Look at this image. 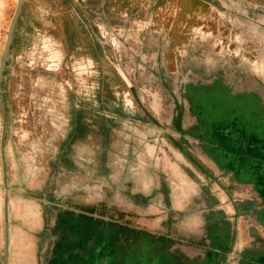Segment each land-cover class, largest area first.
I'll return each mask as SVG.
<instances>
[{
	"label": "rangeland",
	"instance_id": "1",
	"mask_svg": "<svg viewBox=\"0 0 264 264\" xmlns=\"http://www.w3.org/2000/svg\"><path fill=\"white\" fill-rule=\"evenodd\" d=\"M90 1L109 10L129 8L138 13L140 43L132 41L128 47L140 57L124 60L135 73L128 76L129 85L116 73L120 55L133 53L125 48L127 43L108 41L109 30L98 25L103 19L100 12L88 11L82 0H26L3 77L6 132L0 103V224L4 230V212L13 217L15 229H20L16 237L30 238L50 224L51 215L41 218L50 211L41 201L43 195L81 210L98 205L102 213L108 196L119 194L110 192L111 184L131 194L140 183L139 156L134 153L127 164L136 166L125 169H115L113 154L102 161L99 156L105 146L140 152V106L152 110L159 125L175 131L173 98L181 100V84L190 79V69L201 79L230 66L242 78L255 72L262 76L264 0L229 1L223 8L210 6L209 0ZM8 17L5 24L0 17V64ZM78 17L99 26H92L98 36L93 46L73 29V18ZM62 23L67 24L65 30ZM193 38L202 40L206 55L186 60V46ZM111 53L117 58L110 59ZM241 82L252 80L246 77ZM108 120L113 132L106 131ZM167 142L171 143L169 138ZM124 206L114 202L115 208L128 210ZM133 225L140 227V217ZM3 254L1 243L2 259Z\"/></svg>",
	"mask_w": 264,
	"mask_h": 264
},
{
	"label": "crops",
	"instance_id": "2",
	"mask_svg": "<svg viewBox=\"0 0 264 264\" xmlns=\"http://www.w3.org/2000/svg\"><path fill=\"white\" fill-rule=\"evenodd\" d=\"M82 1L86 3L88 11L102 14L103 19H99V23H102L98 25L109 30L108 41L127 43L125 48H130L133 55L127 54L126 58L140 57V52L128 47L132 41L140 43V17L136 16L137 12L135 14L129 8L109 10L107 7H102L101 3L95 5L90 0ZM197 1L202 2V0ZM229 1L235 0H209L208 4L223 8ZM253 1L255 0L249 2ZM73 20L72 26L79 33L78 37L87 40L93 46V43L98 41L96 29L92 27H99L96 21L90 26L80 17ZM62 24L65 30L67 24ZM133 27L136 30L131 29ZM131 31L135 32L131 33ZM134 36L136 40H132ZM201 42L202 40L196 38L188 42L184 56L186 60L193 59L196 55L205 57L206 52ZM136 45L140 48L138 44ZM199 45L200 50H194V46ZM214 55L218 54L214 52ZM115 56L111 53L110 59ZM111 64L114 65V62ZM116 73L129 85L128 76L135 73V68L123 64L121 69L116 68ZM151 113L153 112L148 107L140 106V152L132 153L131 149L125 148L120 151L105 146L99 156L102 161L109 153L113 154L116 156L115 169L120 167L125 169L124 166H136L127 164L133 162L136 153L140 158V162L137 163L140 169V183L134 186L131 194L127 190V195L124 194L121 186L111 184L110 192L116 194L119 192V194L114 197L111 193L108 196V202L104 203L102 213L98 212V205L92 209H82L83 212L64 210L61 218H73L76 223L71 224L72 226L67 224L68 227L62 221L61 228L56 234L48 227L46 243L41 244L35 234H31L30 238L23 236L22 243L30 241L32 244L30 248L22 246L25 254L32 260V264H39V261L47 264L51 259L52 235H58L62 239L59 264H98L96 257L92 255L99 245L95 242L97 226L106 231L104 235L106 237L108 235L109 247L116 253V261L121 257V251L128 249L123 240L124 235L129 233L128 229L132 228L140 229V264H225L226 259H228L226 264H236L242 258L246 260V264H252L250 261L253 264H264V226L258 222L257 216L253 213L247 215L246 225L240 226L239 230L234 228L237 209L247 200L249 203L259 200L258 194L248 193L251 186L238 184L231 175L224 173L218 162L199 148L195 149L197 146L186 145L183 140L176 137L171 138L172 140L169 138L171 143L167 142L168 137L160 134L156 129L161 125ZM109 130L113 132L114 126L112 121L108 120L106 131ZM178 143L182 145L181 147L188 148L182 151L181 147L176 145ZM193 143L196 142H191L192 145ZM191 149L200 151L196 156ZM195 158L200 161V166L193 165L192 160ZM96 160L95 154L94 161ZM117 189L119 190L115 191ZM262 190L264 192V188ZM119 201L126 203L124 207L128 210L115 208L114 202ZM97 214L124 222H117V228L110 226L108 230L107 224L101 221L107 219L96 217ZM138 217H140V227L133 225ZM77 224L80 226L78 229L75 228ZM114 235L115 245L111 242Z\"/></svg>",
	"mask_w": 264,
	"mask_h": 264
},
{
	"label": "flooded vegetation",
	"instance_id": "3",
	"mask_svg": "<svg viewBox=\"0 0 264 264\" xmlns=\"http://www.w3.org/2000/svg\"><path fill=\"white\" fill-rule=\"evenodd\" d=\"M24 3L22 6V11L20 13L19 19L16 23L13 38H12V44L13 39L15 35L16 27L20 21V18L22 16ZM19 5V0H0V17L4 18L3 24H5L6 17L10 19L9 24V32H10V26L13 18L16 15L17 8ZM7 15V16H6ZM0 25L2 23L0 22ZM8 32V35H9ZM7 35V40H8ZM7 44V41H6ZM12 44L10 47V50L12 48ZM6 47V45H5ZM5 50V49H4ZM10 53V51H9ZM8 53V55H9ZM4 54V52H3ZM3 57V56H2ZM124 57V58H121ZM121 67H123V64L130 66L127 62L125 63L124 60H129L126 58V55L120 56ZM8 56L6 59L4 72L2 75V81L0 82V86H2L3 90V77L5 75V68L7 64ZM2 62V60H1ZM1 66V64H0ZM135 68V67H134ZM237 69L235 67L230 66L229 70L226 68L221 67V69L218 70V72L209 75L208 77H204L206 79H201L199 77L195 78L193 74V68L190 69V73L188 76H190L189 80H186L181 84V100H177L176 97L173 98V104H174V118L173 121L176 122L178 125H176L175 131L170 130L171 132H179L183 135L189 136L194 138L193 140H185L187 142V145L196 146L198 142H196L195 139H208V136H206V125H210L211 123L215 122L217 120V124L212 125V132L211 136L217 139L219 143H216L217 147L213 148V153L216 155L219 159L218 165L219 166H227L228 164L239 166L240 164L235 159L230 160L229 156L226 154H230L228 149L225 146L228 145L229 141L226 140L225 142V135L226 130L231 129L233 131V135L236 138L244 137H251L249 140V144L254 143L255 147L260 150L263 147V144H260L256 146V142L253 141L252 137H262L261 139H264V69L262 70V76L260 77L257 72L251 76H247L243 74V78L249 77V79L252 80L250 83H242L241 79H243L239 73H235ZM234 71V73H233ZM260 77V78H259ZM4 103L6 108V116L4 114L2 103L1 108L3 111V115L5 118L4 121V129L5 132L7 131V99L6 95L4 93ZM152 115V114H151ZM156 117V116H155ZM187 123V125H185ZM163 127V126H159ZM166 128V127H164ZM168 129V128H166ZM169 130V129H168ZM242 135V136H241ZM172 138H179L181 141L184 140L182 137L176 135V134H170L169 135ZM210 138V136H209ZM183 141V142H185ZM185 142V143H186ZM191 142H196L194 145L191 144ZM222 142V143H221ZM182 144V143H181ZM180 145V143L176 144ZM182 146V145H180ZM258 153V151H256ZM264 153V151H263ZM254 156V155H253ZM222 157V158H221ZM261 158V156H257ZM262 159V158H261ZM192 163L194 166H200V161L198 159H193ZM74 174V172L72 173ZM232 179V178H231ZM235 179V178H234ZM232 179V180H234ZM235 181L238 182V180L235 179ZM251 186V190L249 189V192L257 193L258 199L257 201H252L249 203V200L245 201V203L237 209L236 212V218L234 220V228L236 230H239L240 226L246 225V216L250 214H255L257 216L258 222L264 226V192H262L264 188V184L261 183H254ZM8 191H13V188L11 186H7ZM8 194L5 196V201L8 202ZM45 200L47 202H45ZM44 204V206L47 208V213H42V220L47 219V216H50L51 222L50 226L45 223L42 228H40V232L37 234L41 236V244L46 243V233L48 230V227L53 231L54 234L56 232H59V229L61 228V222L64 221L66 225L72 226L71 224H75V220L73 218H61L62 212L64 210H73V211H80L83 212V210L69 207L65 204L60 203L57 200L49 199L46 197V195H43V199L41 200ZM93 213V212H92ZM95 214V212L93 213ZM96 216V215H95ZM96 217H103L104 219H107L106 221L101 220L104 224H107V229L109 230V227L112 226L114 229L118 227L117 222H124L122 220H116L113 218H106L105 216L98 215ZM242 219L243 222H242ZM133 221V220H132ZM15 220L13 217H9L4 212V230L1 229L0 224V244L3 243V259L0 256V264H32V260L30 257L25 254L24 250L22 249V240L23 235H19L16 237L17 230L15 229ZM85 223V222H84ZM67 225V226H68ZM79 225V224H77ZM68 226V227H69ZM80 227V226H79ZM100 226H97L96 229H98L96 232V239L95 242L99 243L97 245V248L95 252L92 254L94 257H96V261L98 264H140V229H128V234L124 235L123 243L128 246V249L126 251H121V257H119V260L116 261V253L111 250L109 247L110 244L107 240L108 235H104V228H99ZM83 228V226H81ZM101 229H103L101 231ZM106 229V230H107ZM113 229V230H114ZM125 230V229H124ZM52 254L51 259L47 261V264H59L60 260V247L62 243V239L58 237V235H52ZM44 238V239H43ZM111 241L115 245V238ZM40 240V239H39ZM71 240V239H70ZM43 241V242H42ZM81 241H83L81 239ZM21 245V246H20ZM8 246V250H7ZM115 253V254H114ZM109 258V259H108ZM114 260V261H113ZM225 264L227 263L228 259L224 260ZM246 260L243 258L239 260V263L236 264H246ZM252 264L253 262L250 261ZM44 264V261H39V264ZM255 264V263H254Z\"/></svg>",
	"mask_w": 264,
	"mask_h": 264
},
{
	"label": "water",
	"instance_id": "4",
	"mask_svg": "<svg viewBox=\"0 0 264 264\" xmlns=\"http://www.w3.org/2000/svg\"><path fill=\"white\" fill-rule=\"evenodd\" d=\"M23 2L24 0H19V5L17 8V12L15 17L13 18L12 22H11V26H10V32L8 35V40H7V44L4 50V54L2 57V62H1V66H0V82L2 81V75L4 72V67H5V63H6V59L8 56V53L10 51V47L12 44V38H13V33H14V29L16 26V23L19 19L20 13L22 11V6H23ZM0 99H1V103H2V108L4 111V114L6 116V108H5V103H4V94H3V90H2V86H0ZM140 123V122H139ZM217 120L213 123H211L210 125H206V136H208V139H195L196 142H198V144L196 145L197 147H195V149H200L203 153L209 155L215 162H218V159L216 158V155H214L213 153V148L212 147H217L216 143H219L217 141L216 138H214L213 136H211V130H212V125L217 124ZM156 129L159 131L160 134L168 137L171 139V137L169 136L170 134H176L180 137H182L185 140H193L194 138L183 135L182 133L179 132H171L170 130L164 128V127H156ZM210 136V138H209ZM242 136V135H241ZM225 142L226 140L229 141L228 145L225 146L230 149L229 147H231V151L230 154H226L229 156L230 160H234L235 159L238 161V163L240 164L239 166L236 165H231L228 164L227 166H222V168L224 169V173L226 175H231L232 178H235L236 180H238V184L240 185H244V186H250L252 184H256V183H261L262 185L264 184V139L262 140V137H252L253 141L256 142V146L263 144L262 149L258 150L254 143L249 144V140L251 139V137H244L242 136L241 138H236L233 135V131L231 129H227L226 130V135H225ZM186 142V141H185ZM222 143V142H221ZM187 145V142L185 143ZM178 147H181L180 145H177ZM187 147V146H186ZM186 147H181L182 151L185 150ZM188 148V147H187ZM197 156V153L200 151H195L193 149H191ZM258 151V153L256 152ZM254 155V156H253ZM257 156H261V158L257 157ZM45 202H47L45 200ZM78 211V210H76ZM97 216V215H96ZM264 222V220H262ZM7 250H8V246H7Z\"/></svg>",
	"mask_w": 264,
	"mask_h": 264
}]
</instances>
